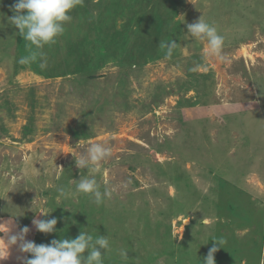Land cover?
Returning <instances> with one entry per match:
<instances>
[{"label": "rangeland", "instance_id": "rangeland-1", "mask_svg": "<svg viewBox=\"0 0 264 264\" xmlns=\"http://www.w3.org/2000/svg\"><path fill=\"white\" fill-rule=\"evenodd\" d=\"M15 2L0 0V237L107 236L103 264H204L216 240V264H264V0H82L44 69L18 63ZM201 16L224 59L187 33ZM95 143L111 156L77 168ZM85 175L102 204L75 191ZM51 217V234L32 224ZM22 256L0 240V264Z\"/></svg>", "mask_w": 264, "mask_h": 264}, {"label": "clouds", "instance_id": "clouds-1", "mask_svg": "<svg viewBox=\"0 0 264 264\" xmlns=\"http://www.w3.org/2000/svg\"><path fill=\"white\" fill-rule=\"evenodd\" d=\"M82 0H16L10 11L14 15L9 22L18 29V35L28 42L29 53L22 56L18 63L29 65L39 62L41 69L46 68L47 58L42 49L45 45L56 42V39L65 32V23L71 21V11ZM187 33L192 37L207 42V52L210 56L224 59L222 48L224 37L218 34L217 29L206 22L201 16L197 21L187 25ZM178 46L175 40L160 42L159 47L165 49V58H171L173 50ZM111 156V150L104 144L95 143L87 148L79 157H74L76 167L87 169L90 173L99 170L100 164ZM77 193L88 195L94 203L100 205L110 195L105 189L101 191L95 176L85 175L75 181ZM60 197L67 198L63 188L58 189ZM45 217L50 214L41 213ZM12 222V221H11ZM58 220L56 217L47 219L34 218L32 224L35 229L43 234H51L56 230ZM75 223V221H73ZM187 223V222H186ZM12 226V223H11ZM10 230L7 235L0 237L8 247L19 245L21 253L30 254L22 256V264H103V257L110 243L106 236H94L89 232L81 231L73 239H54L49 244H36L25 237L29 233L28 227L20 229L13 234ZM213 246L209 249L204 259V264H216L215 253L222 248L223 241L213 240ZM127 256V252L122 253Z\"/></svg>", "mask_w": 264, "mask_h": 264}, {"label": "bare ground", "instance_id": "bare-ground-1", "mask_svg": "<svg viewBox=\"0 0 264 264\" xmlns=\"http://www.w3.org/2000/svg\"><path fill=\"white\" fill-rule=\"evenodd\" d=\"M189 222H187L186 224H188Z\"/></svg>", "mask_w": 264, "mask_h": 264}]
</instances>
